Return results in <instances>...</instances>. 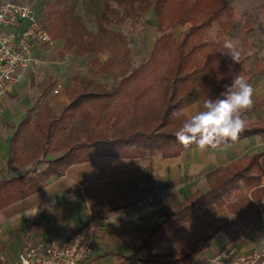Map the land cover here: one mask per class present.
I'll use <instances>...</instances> for the list:
<instances>
[{
	"label": "trees",
	"instance_id": "16d2710c",
	"mask_svg": "<svg viewBox=\"0 0 264 264\" xmlns=\"http://www.w3.org/2000/svg\"><path fill=\"white\" fill-rule=\"evenodd\" d=\"M109 1L115 3L118 8L112 10L109 7V11L105 6V11L98 17L99 35H90L92 38L87 49L76 47L74 50L76 55L95 53L97 41L101 42L104 38L102 36L115 37L114 32L108 29V26L113 24L110 12L115 13L118 18L114 21L121 23L125 17L137 19L140 14H137V11L145 14L151 10L160 31L165 26L188 24L189 28L177 39L170 33L161 31L149 51L148 61L136 68L131 67L129 61L125 59L129 54L127 49L123 50V63L112 61L102 63L98 59H92L88 72L93 77L101 76L112 67H119L118 75L122 77L119 86L108 92L92 79L74 77L70 80V86L64 89L69 104L60 114H56L43 102L55 84V81L47 76L37 87L39 95L26 111L24 119L15 127L8 152L9 167L16 166L22 169L28 163H32V166L44 164L45 167L37 175L27 176L25 173L2 181L0 208L35 193L50 177L62 176L68 167L75 164L100 157L144 159L156 154L174 157L185 149L198 147L196 144L185 146L176 139L175 132L187 116L184 114L177 118L173 113L184 110L191 104H196L199 111L202 109L204 99L220 96L226 91V86L231 85L234 76L246 78L243 65L250 56L243 57V50L238 46L241 51L240 63H233L219 42L215 41L213 44L207 41L204 35L205 29L213 25L217 28V36H222L223 32L227 33L231 29L233 17L231 10L228 9L227 0H179L177 8L167 10L163 18L162 8L167 6L170 0ZM72 5L73 0H52L47 6L48 19L58 17L54 21L50 20L47 33L51 41L64 38L63 48L66 50L73 46L74 40L58 35L53 30V25L65 14L66 8ZM69 23L77 25L74 21ZM122 43L123 39L119 43V48ZM209 45H212L213 49L207 52L205 48ZM200 53L204 54L203 59L197 58ZM158 58H161L162 67L156 72V76H146L144 72L147 66ZM202 73L203 76L194 78L196 74ZM31 84L34 85L33 80ZM130 84L137 95L136 104H139L141 110L139 117L132 118L122 128L115 126L113 132L109 134L106 124L112 121V116L106 115L102 118L104 121L99 122L103 112L94 107L98 130L86 133L84 129L78 128L70 135L72 141L59 145L62 153L58 157L44 159L51 152L48 147L57 136L64 119L71 118L77 109L97 105L105 98L109 99L118 93V90ZM79 133H83L82 141L76 138ZM255 136L264 138V125L246 124L237 141L222 142L218 146L205 148L216 149ZM262 179L264 152L228 162L208 172L204 191L195 192L175 210L165 213L163 220L141 236V243L136 252L145 250L142 264H190L192 258L206 249L219 232L225 233L229 241L242 238L246 229L259 217L258 208L253 202L264 196ZM151 191L152 189L148 188L142 191L141 196ZM131 203L132 201H127L111 205L109 208L121 210ZM222 207L227 209L231 217L214 227L185 251L173 255L151 254V249L174 227L208 215ZM88 229V225L84 227V230Z\"/></svg>",
	"mask_w": 264,
	"mask_h": 264
},
{
	"label": "crops",
	"instance_id": "0c3cea01",
	"mask_svg": "<svg viewBox=\"0 0 264 264\" xmlns=\"http://www.w3.org/2000/svg\"><path fill=\"white\" fill-rule=\"evenodd\" d=\"M32 80L34 82L33 74L22 70L15 83L0 84V183L19 176L22 169L32 167V163L22 169L8 166L10 139L33 103L30 99L26 101L25 92L39 86L32 85ZM51 94L49 92L44 103L48 104ZM20 97L24 98L21 101L24 103L19 101ZM217 149L195 147L174 157L161 154L144 159L100 157L68 167L62 176L50 177L40 190L0 208V264H13L21 251L38 241L68 243L74 233L84 230L87 225L93 231V256L98 263L142 264L145 250L136 252L141 236L163 220L165 213L175 210L195 192L204 191L208 172L234 161L216 164L207 170V164H212L211 158L206 159L207 151ZM192 162L197 166L194 169L191 168ZM185 172L189 176L182 180V187L172 183L166 186L170 194L146 193L141 196L142 191L151 188L156 192L162 183L175 181ZM195 174L198 181L192 176ZM127 201L132 203L125 209L109 208ZM230 217L227 209L222 207L178 225L150 252L154 255L181 253ZM251 226L242 238L235 241H229L225 233L219 232L206 249L192 258L190 264H224L217 259L222 249L250 248L252 244L248 236Z\"/></svg>",
	"mask_w": 264,
	"mask_h": 264
},
{
	"label": "rangeland",
	"instance_id": "374dc122",
	"mask_svg": "<svg viewBox=\"0 0 264 264\" xmlns=\"http://www.w3.org/2000/svg\"><path fill=\"white\" fill-rule=\"evenodd\" d=\"M51 1L52 0H0V4L2 2H14L31 6L40 25L47 31L50 20L54 21L58 19L57 16H54L53 19H48L47 6ZM178 1L179 0H170L169 4L162 8L163 12L161 13V17L163 18L170 8H177ZM227 3L228 9L231 10V16L233 17L231 29L227 33L223 32L222 36H217V28L213 25L205 29L204 35L206 40L213 44L215 41L219 42L222 49H225L223 47L224 41L226 39H231L237 46L242 48L243 57L247 55L250 56L245 65H243L246 74L245 79L254 89L253 105L251 109L245 113L246 124L264 125V0H227ZM105 6L108 7V10L109 7L112 10L118 8L115 3L109 0H73V5L69 8L67 7L65 14L61 15V19H59V21L56 20L53 25V30L58 35L66 38L70 37L74 40L72 43L73 46L68 50L64 49V38L56 40L57 42L51 41L50 44L38 45L34 56H32V62L23 69V71H26V74L30 72L33 74L34 83L37 86L40 85L47 76L55 81L54 86L50 90L52 94L49 96L47 102L56 114H60L69 104L64 89L70 86V80L74 77L92 79L108 92H112L114 87L119 86L122 80V77L118 75L120 68L112 67L101 76L93 77L88 72L92 59H98L102 63L109 61L118 64L123 63V50L127 49L129 50V54L125 59L129 61L131 67L136 68L140 64L148 61L149 51L152 49L154 41L160 36L161 31H166L177 39L189 28L188 24L174 27L165 26V28L160 31V27L151 10L145 14L137 11V14L140 13L137 19L125 17L122 19L121 23H116L115 21L118 20L117 16H115V13L110 12V18L113 20L111 23L113 24H110L108 29L114 32L115 37L102 36L104 37L102 41H97L98 45L96 46L95 53L76 55L74 53L76 47L87 49L90 46L91 36L99 35L98 17L101 12L105 11ZM62 19H64V21ZM167 19L168 18H166V21ZM72 21L77 25L73 26L69 23H72ZM119 36L123 39L120 48L119 43L121 39L119 40ZM212 49V45L205 48L207 52ZM225 50L227 51V49ZM203 57L204 54L200 53L197 58L203 59ZM160 61L161 58H158L157 61L149 63L147 66L148 68L144 72L145 75L150 77H152V75L156 76V72L162 67ZM155 65H157V67ZM201 76H203V73L196 74L194 78L197 79ZM26 80L28 81V77ZM57 86L59 87L58 94H54L52 91L54 88H57ZM38 93L39 91L37 88L27 90L24 98H26L27 102L30 99V103H32L35 98L34 96L38 95ZM136 96L135 89L132 88L130 84L118 90V93L109 99L105 98L103 101L98 102L97 105H90L77 109L71 118L62 121L57 136L48 147L51 152L47 154L44 159L58 157L62 153L59 145L72 141L73 139L70 135L78 128L84 129L86 133H93L98 130L99 125L94 118V113L96 111L94 107L103 112V116L99 118V122H103L104 119L102 120V118L106 115L110 114L112 116L114 124H112V121L106 124L109 134L113 132L115 126L122 128L132 120V118L139 117L138 114H140L141 110L139 104H136ZM23 99L20 97L19 101L21 102ZM183 112L187 117H190L197 112V105H188ZM76 138L82 141L83 133L77 134ZM260 152H264V139H260L256 136L241 140L230 146L219 148L216 151H207L206 159L211 158L210 162L212 163L207 164V170H210L216 164L241 159ZM193 154H195V152H193ZM44 167V164H35L32 167L22 169L18 173L20 175L26 173L27 176L37 175ZM194 167H197L196 163L192 162L191 168L194 169ZM188 176V172H185L184 174H180L175 181L167 180L157 188L156 192L152 191L147 195H152L154 193L155 195H168L170 193L166 189V186L169 183H172L176 187L177 185L182 187V180L186 179ZM192 176H195V180L198 181V175L195 174ZM157 182L159 183V180ZM262 198H264V196H262ZM262 198L255 201L259 205L257 207L259 217L249 229L250 234L248 239L251 240V246H257L261 241H264V203L261 202Z\"/></svg>",
	"mask_w": 264,
	"mask_h": 264
},
{
	"label": "built area",
	"instance_id": "2783aa9c",
	"mask_svg": "<svg viewBox=\"0 0 264 264\" xmlns=\"http://www.w3.org/2000/svg\"><path fill=\"white\" fill-rule=\"evenodd\" d=\"M31 6L0 4V84L15 83L18 73L32 62L36 45L50 44ZM59 87L53 93H58ZM264 203V199L261 201ZM92 229L79 230L68 243L38 241L21 251L13 264H100L94 260ZM217 259L224 264H264V241L248 249L227 247Z\"/></svg>",
	"mask_w": 264,
	"mask_h": 264
},
{
	"label": "clouds",
	"instance_id": "9594fccd",
	"mask_svg": "<svg viewBox=\"0 0 264 264\" xmlns=\"http://www.w3.org/2000/svg\"><path fill=\"white\" fill-rule=\"evenodd\" d=\"M223 47L233 63H240L241 51L233 40L226 39ZM253 95L254 89L245 77L234 76L226 91L218 97L204 99L201 110L183 119L175 132L176 139L185 146L196 144L201 149L237 141L245 129V113L253 105ZM173 115L182 117L183 109Z\"/></svg>",
	"mask_w": 264,
	"mask_h": 264
}]
</instances>
